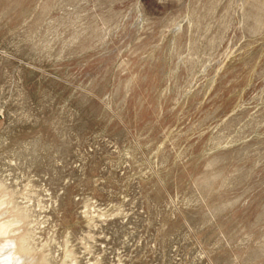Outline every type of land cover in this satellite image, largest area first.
<instances>
[{
    "label": "rangeland",
    "instance_id": "1",
    "mask_svg": "<svg viewBox=\"0 0 264 264\" xmlns=\"http://www.w3.org/2000/svg\"><path fill=\"white\" fill-rule=\"evenodd\" d=\"M0 222L17 264H264V0H0Z\"/></svg>",
    "mask_w": 264,
    "mask_h": 264
},
{
    "label": "bare ground",
    "instance_id": "2",
    "mask_svg": "<svg viewBox=\"0 0 264 264\" xmlns=\"http://www.w3.org/2000/svg\"><path fill=\"white\" fill-rule=\"evenodd\" d=\"M2 204V203H1ZM9 223H5V222H0V236H2L3 238H6L4 240V245H2V247L0 248V251L3 250L5 247L8 248L7 251L5 252H0V264H17V262L13 261V257H12V246H14V241L9 237V232L7 231L9 228ZM19 260V259H18Z\"/></svg>",
    "mask_w": 264,
    "mask_h": 264
}]
</instances>
